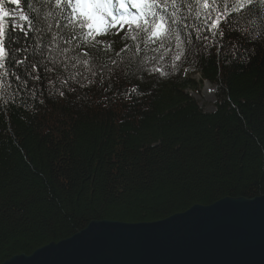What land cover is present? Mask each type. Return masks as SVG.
I'll return each mask as SVG.
<instances>
[{
    "label": "trees",
    "instance_id": "1",
    "mask_svg": "<svg viewBox=\"0 0 264 264\" xmlns=\"http://www.w3.org/2000/svg\"><path fill=\"white\" fill-rule=\"evenodd\" d=\"M123 36L98 39L114 53L132 43ZM245 48L234 58L212 46L206 57L194 43L199 54L186 52L167 77H121L109 92L93 86L68 99L45 94L34 109H0V264L94 220L155 222L226 197L263 196L264 40ZM184 67L215 85L214 111L190 94L198 82Z\"/></svg>",
    "mask_w": 264,
    "mask_h": 264
},
{
    "label": "snow or ice",
    "instance_id": "2",
    "mask_svg": "<svg viewBox=\"0 0 264 264\" xmlns=\"http://www.w3.org/2000/svg\"><path fill=\"white\" fill-rule=\"evenodd\" d=\"M27 4L30 12L22 16L27 23L12 26L6 23L10 13L0 0V109L5 111L12 106L34 109L35 103H45L39 99L45 94L48 99H68L93 86L109 92L121 77L157 73L167 77V69L177 71L176 62L187 58L186 52L199 54L194 43L206 57L210 47L218 46V51L226 47L235 58L237 50L247 51L245 44L264 40V9L259 24L255 11L264 0H27ZM121 32L122 39L132 43L114 53L112 42L98 39ZM170 54L172 63L167 64ZM77 100H86V95Z\"/></svg>",
    "mask_w": 264,
    "mask_h": 264
},
{
    "label": "water",
    "instance_id": "3",
    "mask_svg": "<svg viewBox=\"0 0 264 264\" xmlns=\"http://www.w3.org/2000/svg\"><path fill=\"white\" fill-rule=\"evenodd\" d=\"M2 264H264V195L226 197L155 222L94 220Z\"/></svg>",
    "mask_w": 264,
    "mask_h": 264
},
{
    "label": "rangeland",
    "instance_id": "4",
    "mask_svg": "<svg viewBox=\"0 0 264 264\" xmlns=\"http://www.w3.org/2000/svg\"><path fill=\"white\" fill-rule=\"evenodd\" d=\"M8 1L10 20H7L6 23H9L12 26L15 25H25L27 22L22 19L23 15H26L18 4L12 3V0ZM184 74L187 78L194 79L198 82L197 89L195 91H190V94L199 102L200 106L208 112H211L215 109V86L213 84H207L205 82L200 83L201 76L195 72L191 67L184 68Z\"/></svg>",
    "mask_w": 264,
    "mask_h": 264
},
{
    "label": "bare ground",
    "instance_id": "5",
    "mask_svg": "<svg viewBox=\"0 0 264 264\" xmlns=\"http://www.w3.org/2000/svg\"><path fill=\"white\" fill-rule=\"evenodd\" d=\"M207 84H209L208 82H206Z\"/></svg>",
    "mask_w": 264,
    "mask_h": 264
}]
</instances>
